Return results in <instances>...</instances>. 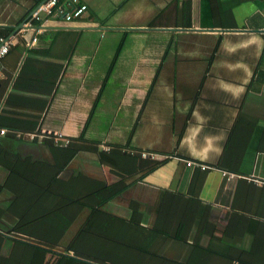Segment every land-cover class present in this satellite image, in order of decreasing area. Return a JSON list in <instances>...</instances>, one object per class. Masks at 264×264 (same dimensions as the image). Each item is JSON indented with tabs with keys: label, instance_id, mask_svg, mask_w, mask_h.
I'll return each mask as SVG.
<instances>
[{
	"label": "crops",
	"instance_id": "obj_1",
	"mask_svg": "<svg viewBox=\"0 0 264 264\" xmlns=\"http://www.w3.org/2000/svg\"><path fill=\"white\" fill-rule=\"evenodd\" d=\"M42 1L0 0V38L12 39L1 60L0 127L10 130L0 133V184L23 162L40 180L25 184V201L56 200L78 172L121 182L105 208L148 248L135 263H183L199 245L264 264V0H73L76 17L24 27ZM81 135L138 156L116 167L80 149L66 160L65 138ZM142 152L163 161L143 178ZM12 198L0 191L2 206Z\"/></svg>",
	"mask_w": 264,
	"mask_h": 264
},
{
	"label": "trees",
	"instance_id": "obj_2",
	"mask_svg": "<svg viewBox=\"0 0 264 264\" xmlns=\"http://www.w3.org/2000/svg\"><path fill=\"white\" fill-rule=\"evenodd\" d=\"M7 130L5 136L9 135L10 129ZM65 139L68 140L67 143L64 141L66 160L80 149H90L99 153L102 163L114 161L115 166L120 167L131 166L137 155L122 154L121 149L115 146L110 151L100 150L97 141L85 140L84 135ZM139 157L141 178L163 162L144 157L143 152L139 153ZM65 162L67 164L68 161ZM10 171L16 177L12 184L8 181L0 184V191L8 187L13 192L8 205L0 204V264H43L47 253L58 256L55 264H139L134 262L138 255L143 254L138 251L146 252L148 248L140 246L135 236L128 235V229L135 226L131 227L125 218L105 208L107 198L120 192L121 182L108 184L78 172L64 182L63 190L53 194L56 200L46 201L38 194L33 200L25 201L22 199L25 184L40 180L24 162L10 167ZM49 192L56 190L49 186ZM8 210L14 212L10 225L3 223ZM84 213L78 228L71 233L72 225ZM167 234L169 236L170 233ZM231 251L230 248L197 245L188 259L179 264H251L249 260L235 263ZM161 257L163 260L154 264H163L167 260Z\"/></svg>",
	"mask_w": 264,
	"mask_h": 264
},
{
	"label": "built area",
	"instance_id": "obj_3",
	"mask_svg": "<svg viewBox=\"0 0 264 264\" xmlns=\"http://www.w3.org/2000/svg\"><path fill=\"white\" fill-rule=\"evenodd\" d=\"M70 2L69 4H67ZM72 6L71 10L68 9V6ZM81 11L80 7L73 5V0H44L40 2L30 14L28 21L24 23V27L34 28L36 31H41V24L43 21L52 15H63L64 17L71 18L76 17ZM37 41V37L32 39V43ZM12 44V39L9 37H1L0 38V79L3 77V66L1 64L2 58L9 52ZM7 129L4 127H0V133L5 134ZM67 143L68 140L65 139ZM143 155H146L143 152ZM189 166H199L201 168H207L205 165L198 164L194 161H187Z\"/></svg>",
	"mask_w": 264,
	"mask_h": 264
}]
</instances>
